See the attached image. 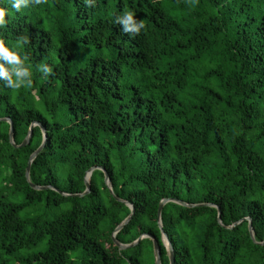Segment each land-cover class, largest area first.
<instances>
[{
    "label": "trees",
    "instance_id": "trees-1",
    "mask_svg": "<svg viewBox=\"0 0 264 264\" xmlns=\"http://www.w3.org/2000/svg\"><path fill=\"white\" fill-rule=\"evenodd\" d=\"M0 40L19 57L0 78V119L20 145L47 134L30 182L70 195L103 168L134 206L116 235L160 246L163 199L213 204L223 226L250 218L264 241V0H0ZM134 12L139 33L124 31ZM0 122V264H154L144 239L120 251L129 216L91 175L90 193L35 191L25 178L42 144L14 148ZM215 207L164 205L174 264H264L248 221L222 228Z\"/></svg>",
    "mask_w": 264,
    "mask_h": 264
},
{
    "label": "water",
    "instance_id": "water-1",
    "mask_svg": "<svg viewBox=\"0 0 264 264\" xmlns=\"http://www.w3.org/2000/svg\"><path fill=\"white\" fill-rule=\"evenodd\" d=\"M0 122H7V123H9L10 127H9V132H8V139H9L10 145L12 147H14V148H21V147L27 146L30 143V140H31L32 129L35 126H39L41 128L42 133H43V142H42L41 146L34 153H32V155L29 157L28 163H27V167H26V170H25V178H26V181L29 184V187L32 188L35 191H44V190L50 189V190L56 191L58 194H60L63 197H83V196H85V195H87V194L90 193L91 175H92V172L94 170H97V169L102 170L103 173H104V177H105L104 183H105V186L107 187L110 195L117 202H120V203L124 204L125 206L129 207V209H130L129 216L111 234V239H112L113 244L118 248V250L123 251V250H127L129 248L135 247L137 244H139L144 239H150L152 241V245H153L154 264H161V261H160V256H161L160 246H159L158 241L153 236H151L149 234H142L138 239H136L131 244H121V243H119L117 241L116 235L131 221V219H132V217L134 215L135 209H134V206L132 204H130L129 202H127L125 200H122V199H120V198H118V197H116L114 195V193L112 191L111 183H110V178H109L107 172L103 168H101V167H92V168H90L85 173V176H84L85 191L83 193H81V194L70 195V194H67V193H63V192H61V191H59L56 188L51 187V186H47V187L36 186V185H34V184H32L30 182V167H31L33 161L36 159V157L40 154V152L42 151V149H43V147L45 145L46 138H47V134H46L45 128L41 124H39L37 122H33L31 124V126H30V128L28 130V134L25 137V139L23 140V142L20 145H16L14 143V127H13L12 121L10 119H8V118H4V119H0ZM168 202H174V203H177L179 205H182L184 207H189V208L201 207V206L215 207L217 209V212H218V217H217L218 224L222 228L228 229V230L233 229V227H235L236 225H238L242 221L247 220L248 223H249L248 224L249 235H250V238H251L252 242L254 244H256V245H259V246H263L264 245V241L261 242V243L255 241L254 232H253V228H252V224H251L250 218L241 219L240 221H238L237 223H235L233 226L226 227V226H223L222 223H221L220 209L217 206L213 205V204L191 205V204H186V203H184L182 201H179V200H176V199H163V200H161L159 202V205H158V210H157V226L159 228L160 235H161L160 241H161L162 245L165 247L166 252H167V255H168L169 264H174V262H175L174 252H173L172 245H171V243H170V241H169L166 233L163 230L162 219H161L162 209H163L164 205L166 203H168Z\"/></svg>",
    "mask_w": 264,
    "mask_h": 264
},
{
    "label": "clouds",
    "instance_id": "clouds-1",
    "mask_svg": "<svg viewBox=\"0 0 264 264\" xmlns=\"http://www.w3.org/2000/svg\"><path fill=\"white\" fill-rule=\"evenodd\" d=\"M11 7L16 11H20L21 8H27L29 5V0H10ZM7 14V10L5 8L0 7V29H3L7 24L5 16ZM125 19L122 23L125 24L124 31L139 33L141 28L145 27L143 21H140L139 24L134 20V12L131 10H126L124 13ZM20 63L18 55L6 46L3 40H0V78H8V68L12 67L15 71V75L17 79L22 75V70L16 67Z\"/></svg>",
    "mask_w": 264,
    "mask_h": 264
}]
</instances>
